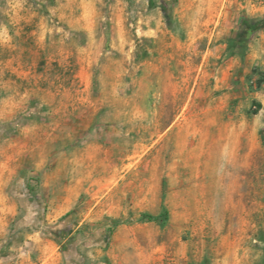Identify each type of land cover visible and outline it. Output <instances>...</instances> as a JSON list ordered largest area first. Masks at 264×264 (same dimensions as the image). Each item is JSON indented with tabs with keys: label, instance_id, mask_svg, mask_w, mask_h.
Segmentation results:
<instances>
[{
	"label": "rangeland",
	"instance_id": "rangeland-1",
	"mask_svg": "<svg viewBox=\"0 0 264 264\" xmlns=\"http://www.w3.org/2000/svg\"><path fill=\"white\" fill-rule=\"evenodd\" d=\"M0 264H264V0H0Z\"/></svg>",
	"mask_w": 264,
	"mask_h": 264
},
{
	"label": "crops",
	"instance_id": "crops-1",
	"mask_svg": "<svg viewBox=\"0 0 264 264\" xmlns=\"http://www.w3.org/2000/svg\"><path fill=\"white\" fill-rule=\"evenodd\" d=\"M180 120H181L180 118H177V120L175 122H171V124L169 126V129H168V131H170V133H174L175 128L178 129L179 126H185V128H188L190 126V122H179ZM199 123H200L199 127H201L202 130L201 131L200 130L194 131L193 135L195 136L198 133V135L203 137V141L204 142H206V141L209 142V143L213 142L214 141V137H213L214 134L213 133H214V128L216 126V122L208 121V122H199ZM211 129H213V130H211ZM185 133H186V135H189L188 130ZM209 153L210 152H206L204 150V152L202 154L203 158H206V156L207 157L210 156ZM223 158H227V152H226L225 149L223 150ZM208 166H210L209 163H208Z\"/></svg>",
	"mask_w": 264,
	"mask_h": 264
},
{
	"label": "trees",
	"instance_id": "trees-1",
	"mask_svg": "<svg viewBox=\"0 0 264 264\" xmlns=\"http://www.w3.org/2000/svg\"><path fill=\"white\" fill-rule=\"evenodd\" d=\"M263 83V80L262 79H258L257 80V84H256V87L259 88L261 86V84ZM166 217V213H162V214H159L158 216H152V215H149V214H144L143 215V219L147 222H151V221H159V222H162Z\"/></svg>",
	"mask_w": 264,
	"mask_h": 264
},
{
	"label": "built area",
	"instance_id": "built-area-1",
	"mask_svg": "<svg viewBox=\"0 0 264 264\" xmlns=\"http://www.w3.org/2000/svg\"><path fill=\"white\" fill-rule=\"evenodd\" d=\"M258 79H259V78H256L255 80H252V81H251V83H253V86H254L255 88H257V87H256V84H257V80H258Z\"/></svg>",
	"mask_w": 264,
	"mask_h": 264
}]
</instances>
